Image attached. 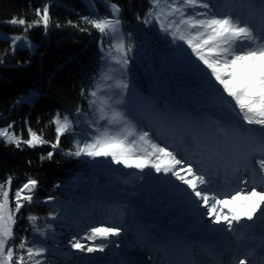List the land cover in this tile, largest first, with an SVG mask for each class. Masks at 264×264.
I'll return each mask as SVG.
<instances>
[{
	"label": "snow or ice",
	"instance_id": "snow-or-ice-1",
	"mask_svg": "<svg viewBox=\"0 0 264 264\" xmlns=\"http://www.w3.org/2000/svg\"><path fill=\"white\" fill-rule=\"evenodd\" d=\"M237 4L241 9L247 8L246 16L234 12ZM105 6L109 13L106 16H100L91 2L92 15L80 16L81 22L100 34L99 59L103 64L93 86L80 89L95 117L87 123L89 131L76 132L79 116L87 115L78 106L75 115L57 111L49 121L54 126L55 142L31 127L25 139L22 132L13 130L14 121L0 127V140L18 149L50 144L53 151L40 157L50 160L60 148L61 138L70 135L74 139L72 148L65 152L67 156L93 161L110 158L115 165L141 173L154 170L173 177L186 186L180 189L181 193L197 209H203L200 215L207 217L211 225L234 233L238 226L264 218V0L258 4L253 0H149L143 16L135 14L142 26L158 28L171 37L173 44L180 48L186 45L189 57H194L193 71L210 100L212 118H189L171 109H153L150 113L151 119L180 136L184 151L198 157L193 160L182 158L172 145L158 143L159 136L144 130L135 114L122 108V98L129 89L125 73L136 44L127 42L133 34L123 31L121 5L105 0ZM50 8L51 4L45 2L35 7L33 20L13 15L3 21L22 29L21 34L4 35L13 55L21 46L32 49L27 33L33 28L49 31L53 22ZM67 25L81 32L90 31L71 19ZM55 26L64 25L56 22ZM117 72L119 78L114 75ZM17 102L31 101L22 97ZM13 180L8 175L0 181V264H51L49 248L42 239H36L47 237L53 228L51 223L40 227V217L29 212L26 219L32 239L25 234L16 242V227L25 219L21 212L35 202L39 181L29 176L13 189ZM55 199L48 195L43 202L52 203ZM234 203L240 207H234ZM48 215L55 220L58 213ZM24 231L27 233V229ZM121 234V227L101 224L90 227L79 238L73 235L68 245L77 253H102L108 247L104 241ZM248 255L246 252L245 258L232 260L234 264H250Z\"/></svg>",
	"mask_w": 264,
	"mask_h": 264
},
{
	"label": "rangeland",
	"instance_id": "rangeland-1",
	"mask_svg": "<svg viewBox=\"0 0 264 264\" xmlns=\"http://www.w3.org/2000/svg\"><path fill=\"white\" fill-rule=\"evenodd\" d=\"M90 2L93 4L92 0H88L89 4ZM219 2L223 3L224 0ZM259 2L260 0H253V3ZM101 6L99 15H108L105 1ZM234 12L246 16L248 10L241 9L237 4ZM156 30L164 42L161 45L147 37L144 28L129 29L123 22L124 33L133 34L131 40L127 42H134L136 48L130 54V63L125 73L129 89L122 98V108L134 113L144 130L152 131L155 136H159L158 143L172 145L182 158L198 159L190 152L184 151L185 145L178 134H174L150 118L153 109L178 110L189 118H212L210 100L201 80L193 71L191 60L194 57H189L190 50H186V45L183 48L178 47L171 42L170 36L160 32L158 28ZM5 34L7 33L0 30V37H4ZM113 67L119 66L113 65ZM114 75L119 78L118 72ZM35 94L37 93H33L32 97ZM85 113L87 115H80L78 118L80 121L76 127L78 134L89 131L87 123L95 118L89 107ZM0 127L4 126L0 125ZM77 159L82 169L53 182L49 187L39 184L33 204L42 210L39 209L36 213L32 211L33 209L30 210L40 217L37 221L40 227L46 223L53 225V228L48 230L47 237H36L42 239L44 245L49 248L48 258L51 264H155V261L150 259L154 255L150 250L159 251L158 245L162 248L167 247L163 251L160 250L162 253L161 257L159 256L160 264H171L173 259L171 260L170 257L173 254L166 245L163 239L166 237L163 234L170 237H185L191 246H195L196 241L200 242L203 235L208 233L211 227H215L216 230H220V234L215 235L225 234L226 237L231 236L238 244H242L249 236L250 229L246 227L248 223H252L253 226L256 223L260 225V229L252 230L259 232L260 239L264 241L261 237L264 234V218H257L254 222H246L238 226L236 231L238 237H234L233 233L223 230L220 225L207 223L208 218L200 215L203 209H197L181 193L180 189L186 186L180 185L171 176L157 174L154 170H145V173H141L137 169L115 165L111 163L110 158H98L95 161L86 157ZM21 183L23 182L13 180V189ZM140 189L146 193L138 192ZM147 192L154 195L152 200L147 199ZM48 195L54 196L55 201L44 203ZM28 207L31 205L25 206L22 210L21 215L25 219L16 227L17 243L19 237L25 234L32 239V229L26 219L29 213L26 212ZM121 207L128 208L129 211H120ZM234 207L239 208L240 205L234 203ZM53 211L58 213L55 220L48 215ZM201 222L204 223V227H201ZM101 224L122 228L119 237L104 241L108 245L104 252L85 254L70 249L68 240L73 235L79 238L90 227ZM24 229H27V233ZM142 233H147V236L141 241ZM215 235L210 238H217ZM134 238L139 243L134 242ZM82 242L87 243V241ZM244 243L239 247L244 246ZM130 258L132 260L126 261ZM238 259H242V255H238Z\"/></svg>",
	"mask_w": 264,
	"mask_h": 264
},
{
	"label": "trees",
	"instance_id": "trees-1",
	"mask_svg": "<svg viewBox=\"0 0 264 264\" xmlns=\"http://www.w3.org/2000/svg\"><path fill=\"white\" fill-rule=\"evenodd\" d=\"M104 1L92 0L98 14ZM45 2L51 4L53 22L47 33L42 27L27 33L34 46L31 50L21 46L13 55L9 41L0 37V57L4 58V62L0 63V125L6 126L14 121L15 131L18 134L22 132L25 139L28 138L27 129L31 127L46 140L55 142L54 126L49 121L57 111L75 115L78 106L84 112L87 110L88 101L80 95V89L93 86L102 62L98 47L100 34L80 21V16L92 15L88 0H0V30L8 35L21 34V28L9 26L3 21L13 15L33 20L36 18L35 7ZM111 2L121 5V17L126 28H144L147 37L159 45L164 43L155 27L142 26L135 19L136 13L143 16L149 7V0ZM69 19L80 23L81 27H88L90 31L81 32L68 26ZM56 22L64 26L58 28ZM6 49H9L7 55ZM33 93L38 94L35 101H32ZM22 97L31 102L18 103ZM73 139L70 135L63 136L60 148L55 150L50 160L40 159L53 151L50 144L18 149L0 140V181L12 175L16 182H24L31 176L39 184L49 187L53 182L77 172L82 169L80 161L65 154L67 149L72 148ZM31 209L35 213L42 210L32 204L26 212Z\"/></svg>",
	"mask_w": 264,
	"mask_h": 264
},
{
	"label": "bare ground",
	"instance_id": "bare-ground-1",
	"mask_svg": "<svg viewBox=\"0 0 264 264\" xmlns=\"http://www.w3.org/2000/svg\"><path fill=\"white\" fill-rule=\"evenodd\" d=\"M37 97H38V94H35L33 97H32V101H35L36 99H37ZM193 156V155H192ZM142 189H140L138 192H140V193H142V194H144V193H146L145 191H141ZM146 196H147V199H150L151 198V200L154 198V195H150L148 192H147V194H146ZM119 210L120 211H124V212H128L129 211V209L128 208H123V207H121V208H119ZM207 223H209V220H208V222ZM132 225H133V223H131ZM251 225V226H250ZM205 225H204V223H202L201 222V227H204ZM217 226H219V225H217ZM246 227H249L248 229H260V225H258L257 223H256V225H252V223H248V225L246 226ZM202 229H204V228H202ZM224 230V229H223ZM166 231V230H165ZM206 233V232H205ZM191 234L193 235V233L191 232ZM215 234H220V230H216V228L215 227H211V229H210V231L208 232V233H206V234H204V235H210V236H212V235H215ZM234 235V237H238V235L236 234V232H234L233 233ZM146 236H147V233H142V235H141V237H142V239H140L141 241L143 240V239H145L146 238ZM215 237H217L218 238V240L220 239V236H217V235H215ZM231 237V236H230ZM262 238H264V234H263V236H261ZM231 239H232V245H231V254H232V252H234V251H236L237 250V248H236V246H234L233 244L234 243H236V244H238L237 243V241H235L232 237H231ZM140 241V242H141ZM155 242H157V240H154ZM253 241H257V238H254L253 239ZM134 242H136V243H139L138 242V240L136 239V238H134ZM166 242V241H165ZM228 242H229V238H226V239H221V244L222 243H225V244H228ZM167 244V243H166ZM256 244V243H255ZM156 245H158V244H156ZM260 245V244H259ZM258 245V246H259ZM160 248V250H164V248H162L160 245H158ZM258 246H256V247H258ZM146 247V246H145ZM230 251H229V255H230ZM150 252L151 253H153L154 255L150 258L151 259V261H155V264H157L159 261H160V257H161V254L162 253H160V251H155V250H150ZM249 255H248V257H250V255H252L251 254V252L250 251H246ZM246 252H244V253H246ZM160 256V257H159ZM129 260H132L131 258L130 259H127L126 261H129ZM250 264H261L260 263V261H258V259H256V258H250ZM159 264H160V262H159ZM233 264H234V262H233Z\"/></svg>",
	"mask_w": 264,
	"mask_h": 264
}]
</instances>
